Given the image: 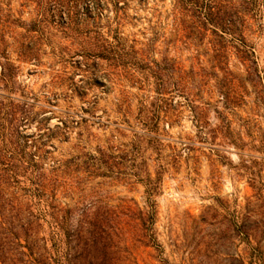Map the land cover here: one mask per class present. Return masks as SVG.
<instances>
[{"label": "rangeland", "instance_id": "374dc122", "mask_svg": "<svg viewBox=\"0 0 264 264\" xmlns=\"http://www.w3.org/2000/svg\"><path fill=\"white\" fill-rule=\"evenodd\" d=\"M173 5L174 0H128L117 25L112 6L104 9L98 30L110 41L116 31L136 52L122 61L138 64L132 69L99 59L86 72L75 53L92 41V32L85 37L61 27L66 14L51 18L45 0H0L1 48L15 67L9 94L27 116L18 127L25 151L39 146L36 158L48 176L51 167L61 166L66 184L56 192L58 206L111 215L125 264H264V39L255 46L263 83L252 87L231 57L226 71L232 76L214 70L218 78L191 81L199 101L209 104L203 133L184 98L173 92L172 100L166 96L170 110L161 113L155 140L149 141L142 136L138 107L145 105L144 118L155 102L152 62L166 59L186 72L213 73L205 43L195 48L178 40ZM83 10L80 5V19ZM24 50L31 56H21ZM171 73L172 89L177 75ZM239 85L247 94L235 96L225 109L222 93ZM219 116L230 122L234 137L210 133L221 124ZM19 179L21 187H30L29 172ZM148 187H154L149 200ZM149 205L152 221L143 222ZM35 229L46 264H56L64 236L52 240L45 222ZM6 242V257L16 264L28 260L17 253L26 249L11 235Z\"/></svg>", "mask_w": 264, "mask_h": 264}, {"label": "trees", "instance_id": "16d2710c", "mask_svg": "<svg viewBox=\"0 0 264 264\" xmlns=\"http://www.w3.org/2000/svg\"><path fill=\"white\" fill-rule=\"evenodd\" d=\"M45 1L51 18H54L55 14H66V20L61 23V27L73 30L79 36L86 37L91 32L94 34L92 41L82 43L80 50L75 53V56L81 57L80 64L84 65L86 72L89 71L87 68L96 65L99 59L110 61L115 66L123 62L125 66L129 64L128 68L137 67L136 61H122L130 53H136L133 46L126 48L122 37L116 31L110 41L98 30L96 22L100 19L101 12L112 6L117 25L128 0ZM121 1L124 3L121 4ZM80 5H84L83 19L77 16ZM172 17L179 41L195 48L206 44L205 55L208 56L213 73H207L203 68L199 74L186 72L166 59L160 63L152 62L153 65L148 67V70L155 80V102L150 104L151 110L144 118L140 114L147 111L145 105L139 103L138 107V123L143 131L142 136L149 141L155 140L161 113L167 114V110H170L167 109L169 99L166 96L169 95L172 100L173 92L184 98L183 105L189 108L198 131L203 133L207 125L204 117L209 104L199 101L196 93L190 89L191 81L197 77L206 79L210 77L209 74L218 78L214 70L223 72L225 77L232 76V73L226 71L231 57L244 68L245 81L254 83L252 87H257L258 82L263 83L258 71L255 46L257 39H264V0H174ZM2 43L0 36V84L6 91L0 94V264H16L5 255L8 235L16 240L17 247L26 249L25 252L17 250L18 254L28 257L26 261L19 260L21 264H46L44 250L38 245L40 240L35 229L40 222L49 225L52 240H55V237V241L59 242L60 235L64 236L65 250L58 248L56 264H125L126 258L118 252L119 241L116 240L117 234L112 226L114 223L111 215L89 209H72L67 205L58 206L55 203L56 192L66 184L62 180V173L59 174L61 166L51 167L52 175L48 176L43 172L41 159L36 158L39 146L34 145L32 153L25 151L27 140L22 141L24 136L18 131V127L27 116L22 107L13 104L9 94L14 89L15 67L1 48ZM20 55L31 56V52L24 50ZM174 71L177 79L171 89L168 76L169 73L174 75ZM245 90L243 85H239L222 93L224 108L231 106L236 97L246 95ZM258 94L259 92L256 93ZM218 118L221 124L210 133H220L224 138L234 137L230 122L224 117ZM235 138L234 142L237 140ZM238 141H241L240 137ZM28 172L32 178L30 187H21L19 178ZM153 190L154 187L146 189L148 200ZM28 203L37 208L36 212H32ZM153 213L152 205H149L140 220L151 222ZM242 234L247 236L245 231H242ZM21 238L24 245L20 242Z\"/></svg>", "mask_w": 264, "mask_h": 264}]
</instances>
